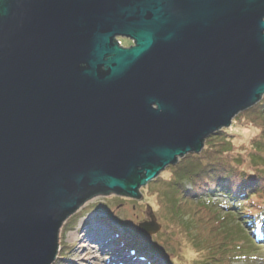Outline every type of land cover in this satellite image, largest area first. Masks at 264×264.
Returning <instances> with one entry per match:
<instances>
[{
  "label": "water",
  "instance_id": "1",
  "mask_svg": "<svg viewBox=\"0 0 264 264\" xmlns=\"http://www.w3.org/2000/svg\"><path fill=\"white\" fill-rule=\"evenodd\" d=\"M263 96L264 0H0V264L56 263L87 202L143 199Z\"/></svg>",
  "mask_w": 264,
  "mask_h": 264
},
{
  "label": "rangeland",
  "instance_id": "2",
  "mask_svg": "<svg viewBox=\"0 0 264 264\" xmlns=\"http://www.w3.org/2000/svg\"><path fill=\"white\" fill-rule=\"evenodd\" d=\"M123 40L128 41L126 45L131 46V41ZM263 99L264 96L261 101ZM236 117L229 129L234 128L236 132L231 134L230 139L239 147L236 150L239 151L242 145L246 144L242 139L245 131L235 124ZM258 130H250L249 138L252 139L256 134L252 132ZM247 148L249 149L241 151L243 156L238 152L235 155L244 157L245 166L250 164V147ZM166 170L168 167L156 180L141 188V200L111 194L97 196L87 202L64 223L59 238L60 251L54 264H116L117 260V264L121 261L124 264H150L148 258L141 255L130 251L117 252L114 245L115 234L98 218L106 215L116 217L118 224L137 232L140 224L151 221V215H154L156 222L161 225V230L152 235L138 233L155 249L154 262L157 264H168L170 259L173 264H264L263 244L256 242L250 230L246 228V219L234 211L231 208L232 203L219 196V193L214 196L211 194V198L205 194L200 198L191 196L192 200L180 198L181 205L185 204L190 210H175L178 211L176 216L184 219L181 221L184 235L177 231L171 236L168 232L171 220L175 223L176 219L173 218L170 205L175 203V208L178 209L180 203L172 200L173 188L164 182L165 178L170 177ZM96 206L102 207L105 212L100 208L95 209ZM93 212L96 214H92ZM261 215L264 219V212ZM85 243L94 244L96 249L93 248L92 251L87 246L82 247ZM150 256L148 255L149 258Z\"/></svg>",
  "mask_w": 264,
  "mask_h": 264
},
{
  "label": "trees",
  "instance_id": "3",
  "mask_svg": "<svg viewBox=\"0 0 264 264\" xmlns=\"http://www.w3.org/2000/svg\"><path fill=\"white\" fill-rule=\"evenodd\" d=\"M235 124L245 131L242 139L246 144H243L239 151H236L239 147L230 139L231 134H236L234 128H224L206 140L201 153L188 154L177 165L168 166L166 173H169L170 177H164V182L173 188L172 200L179 203L180 198L192 200L191 196L200 198L204 197V194L211 198V194L214 196L219 193V196L232 203L231 208L234 211L246 219V228L250 230L256 242L264 245V219L261 215L264 212V99L237 116ZM252 129L259 130L252 132L256 134L251 139L249 135ZM247 147H250L249 166H245L244 157H235L237 152L243 156L241 151L249 149ZM178 207L180 208H175V203L170 205L173 218L176 219L175 223L171 220L172 224L168 231L171 236H174L177 231L181 234L184 232L181 227V221L184 219L177 217L175 213L178 211L175 210H190L185 204L180 203ZM99 208L105 212L102 207L96 206L95 209ZM98 218L102 224L110 228L111 233L115 234L114 245L118 253L130 251L148 258L150 264H157L154 262L156 261L155 249L147 243L143 235L131 228L128 229L125 225L118 224L116 217L111 215ZM148 255H151L150 258ZM171 261V259L168 260V264H173ZM119 264L124 263L121 261Z\"/></svg>",
  "mask_w": 264,
  "mask_h": 264
},
{
  "label": "bare ground",
  "instance_id": "4",
  "mask_svg": "<svg viewBox=\"0 0 264 264\" xmlns=\"http://www.w3.org/2000/svg\"><path fill=\"white\" fill-rule=\"evenodd\" d=\"M88 237V236H87ZM91 237V236H90ZM94 237H92V239H93ZM87 246V248L89 249V250H92L93 251V248H95L96 249V247L94 246V244H89V243H85L84 244V246H82V247H86ZM114 259H115V256H114ZM115 261H116V259H115ZM117 262H118V260L116 261V264H117Z\"/></svg>",
  "mask_w": 264,
  "mask_h": 264
},
{
  "label": "flooded vegetation",
  "instance_id": "5",
  "mask_svg": "<svg viewBox=\"0 0 264 264\" xmlns=\"http://www.w3.org/2000/svg\"><path fill=\"white\" fill-rule=\"evenodd\" d=\"M126 42H128V41H124V40H122V44L124 43L125 46H129V45H126ZM130 45H132V42H131Z\"/></svg>",
  "mask_w": 264,
  "mask_h": 264
},
{
  "label": "built area",
  "instance_id": "6",
  "mask_svg": "<svg viewBox=\"0 0 264 264\" xmlns=\"http://www.w3.org/2000/svg\"><path fill=\"white\" fill-rule=\"evenodd\" d=\"M119 43H121V44H122V41H121V40H119Z\"/></svg>",
  "mask_w": 264,
  "mask_h": 264
},
{
  "label": "clouds",
  "instance_id": "7",
  "mask_svg": "<svg viewBox=\"0 0 264 264\" xmlns=\"http://www.w3.org/2000/svg\"><path fill=\"white\" fill-rule=\"evenodd\" d=\"M123 45V44H122Z\"/></svg>",
  "mask_w": 264,
  "mask_h": 264
}]
</instances>
